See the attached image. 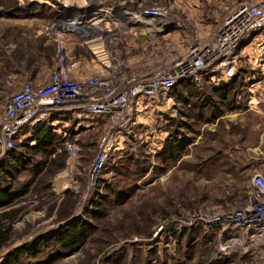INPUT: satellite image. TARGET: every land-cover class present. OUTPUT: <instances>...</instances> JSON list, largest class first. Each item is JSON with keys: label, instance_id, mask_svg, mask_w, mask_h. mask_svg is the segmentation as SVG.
Masks as SVG:
<instances>
[{"label": "rangeland", "instance_id": "374dc122", "mask_svg": "<svg viewBox=\"0 0 264 264\" xmlns=\"http://www.w3.org/2000/svg\"><path fill=\"white\" fill-rule=\"evenodd\" d=\"M258 1L0 0V90L5 93L0 97V113L4 102L24 85L47 82L62 57L69 64L82 60L72 76L102 75L103 70L93 63L90 47L81 45L84 36L63 32L76 17L94 15L99 20L100 8L112 9L119 20L88 29L89 36L96 38L91 44L96 47L103 41L128 76H140L183 55L191 46L208 44L235 8ZM58 8L65 13L61 20L55 14ZM155 16L161 18L159 23L146 22ZM257 36L254 41L256 35L251 34L238 52H245L249 46L252 64L257 55L264 57L260 45L264 36ZM257 97L259 102L253 110L228 111L224 119L201 125V134L186 135L193 138L190 151L175 163L158 160L156 155L160 131L165 137L168 133L166 116L178 115L172 97L156 112L139 118V129L124 139V148L119 151L123 159L115 164L111 154L113 162L107 163L102 177L92 182L98 185L94 190L90 187L91 170L109 125H100L83 136H70L72 144L79 145L80 140L93 145L86 158H79L70 154L66 143L68 151L52 159L29 194L9 207L14 219L7 225L10 239L0 247V264L15 246L59 224L85 217L93 223L87 244L64 254L54 264H110L109 259L102 261L111 252L122 253L124 260H112L111 264H146L143 254L147 252L153 254L154 264H166L162 261L165 256L168 264H174L172 256L179 254L176 227L188 224L199 212L214 214L244 207L253 176L264 177V90L257 91ZM146 132L150 135L147 141ZM3 154L0 141V158ZM4 210H0V226L5 223ZM169 235L174 238L168 239ZM222 239L218 232L214 248L206 239L197 244L192 262L197 264L199 254H194L200 251L211 250L213 257H219ZM186 245L184 241L181 244L180 260ZM228 251L232 261L228 264H261L257 252L243 254V245L230 244Z\"/></svg>", "mask_w": 264, "mask_h": 264}, {"label": "built area", "instance_id": "2783aa9c", "mask_svg": "<svg viewBox=\"0 0 264 264\" xmlns=\"http://www.w3.org/2000/svg\"><path fill=\"white\" fill-rule=\"evenodd\" d=\"M70 26L66 24L63 32L80 33V29H69ZM84 33H80L84 36L81 45L90 47L92 60L103 70L102 75L72 76L79 71L82 60L79 58L69 64L62 57L47 82H29L4 102L0 113V141L4 152L12 150L23 127L47 112L69 111L81 119L76 128L81 124L89 128L109 125V133L99 143L100 153L91 170V186L106 167L109 155L122 150L124 139L139 129V118L156 112L161 104L172 99V90L182 80L218 84L243 72L246 85L240 102L247 105L248 110L256 108L257 91L264 90L263 55H257L252 64L249 46L244 48L245 52L238 53L251 34L256 35L254 41L257 35L264 36V0L240 4L214 40L191 46L183 55L140 76H128L126 69L106 50L103 41L94 47L91 43L96 38L89 36L88 29ZM263 44L264 38L260 43L262 48ZM3 96L5 93L0 90V97ZM147 132L146 141L150 138ZM68 143L70 154L80 157V146ZM189 223L217 227L223 235L221 253L227 254L230 244L243 245V253L257 252L264 264V177L253 176L244 207L215 214L199 212Z\"/></svg>", "mask_w": 264, "mask_h": 264}, {"label": "trees", "instance_id": "16d2710c", "mask_svg": "<svg viewBox=\"0 0 264 264\" xmlns=\"http://www.w3.org/2000/svg\"><path fill=\"white\" fill-rule=\"evenodd\" d=\"M245 85L243 72H237L233 78L218 84L207 80L196 83L190 79L179 82L172 90L178 115L176 117L166 116L168 133L165 137L160 131L162 135L161 141H159L160 148L156 152L158 160L175 163L185 152L190 151L193 138H187L186 135L201 134L200 126L204 123L220 121L224 119L223 117L228 114V111L231 113L242 109L244 113L253 110H248V106L240 102L243 86ZM66 121L69 122L68 125H66ZM80 121L81 119L78 116L66 110L41 114L34 121L23 127L16 139L14 148L4 152L1 156L0 210L5 209L2 212L4 213L2 219L5 220V223L0 226V247L4 246L10 239V227H7V225L14 217L13 213H10L13 211H10L9 207L22 196L29 194V190L39 182L47 170L46 166L52 159L68 151L66 143L71 141L72 138L70 136L76 134L83 136L94 132L92 130L95 128H89L84 124L76 128ZM204 129L206 130L205 127ZM79 143L81 147V156L79 158H86V152L93 144L90 142L84 143L80 140ZM111 154L107 163L113 162L110 157L112 156ZM113 155L116 160L113 162L115 164L120 159H123L119 157V151L113 152ZM48 158L49 160H47ZM101 177L100 175L99 178ZM97 186L92 185L90 187L94 190L95 188L98 189ZM76 220L73 219L68 224H59L57 227L51 228L50 232L44 231L36 239L15 246L5 255L2 263L54 264L62 259L64 254L77 252L87 244L91 232L90 227H92L93 223L87 222L86 220L88 219L86 217L77 218ZM176 230L179 254L177 258L175 255L172 256L174 264H194L192 262L193 253L197 244L202 243L206 239L214 248V238L217 237L219 232L217 227L206 228L201 223H182L179 227H176ZM47 232H49L48 236L46 235ZM127 232L132 236L131 231ZM210 232L214 234H209ZM169 237L174 238L173 235L167 236L168 239ZM35 240H37L36 243L34 242ZM158 241L161 242V240ZM183 241L187 244L186 247L182 246V249H185L186 252L183 254L184 259L180 260V248ZM191 249H193L192 254H190ZM151 251L153 252V250ZM198 254L197 264H228L232 262L228 258L230 253H219V257H213L210 250L200 251L194 255L197 256ZM243 254L251 255L250 252ZM120 255H115L114 252L108 253L102 262L106 259L110 260V264L112 260H116L117 263L124 262L123 256ZM152 255L151 252L143 254L146 264H154L151 258ZM160 259L162 260V258ZM162 261L166 264L169 263L166 256ZM97 264L100 263L98 262Z\"/></svg>", "mask_w": 264, "mask_h": 264}, {"label": "bare ground", "instance_id": "6f19581e", "mask_svg": "<svg viewBox=\"0 0 264 264\" xmlns=\"http://www.w3.org/2000/svg\"><path fill=\"white\" fill-rule=\"evenodd\" d=\"M96 10L99 12L98 9H96ZM100 12L102 13V16L99 18V20L94 15L82 16V17L74 18L73 22H69L67 25H71L69 27V29H71L72 27H76V28L80 29V33L85 34L84 33L85 29H90L93 25H95L96 27H100L102 25H105L108 21H110L111 23H114V19L116 20V22L119 20V19H117V16L113 13V10L110 9L109 7L100 8ZM55 14L60 18L58 20H61L65 13L63 12V10H60V8H58L55 10ZM155 17L156 18L150 19L146 22L159 23L161 18L158 16H155ZM95 20H98V21L95 22ZM62 23H63V21H62ZM124 28H127V25H124ZM81 30H83V31H81ZM106 32H109V31L106 30ZM100 173H99V176L101 175Z\"/></svg>", "mask_w": 264, "mask_h": 264}, {"label": "crops", "instance_id": "0c3cea01", "mask_svg": "<svg viewBox=\"0 0 264 264\" xmlns=\"http://www.w3.org/2000/svg\"><path fill=\"white\" fill-rule=\"evenodd\" d=\"M93 63H94L95 65L97 64V62H96V61H94ZM97 65H98V64H97ZM98 66H99V65H98ZM100 69H101V68H100Z\"/></svg>", "mask_w": 264, "mask_h": 264}]
</instances>
